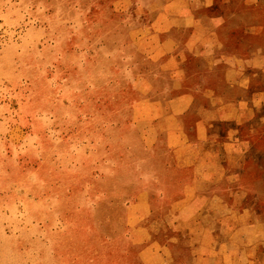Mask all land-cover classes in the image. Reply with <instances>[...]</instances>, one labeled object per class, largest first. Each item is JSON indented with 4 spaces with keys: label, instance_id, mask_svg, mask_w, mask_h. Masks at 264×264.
Instances as JSON below:
<instances>
[{
    "label": "rangeland",
    "instance_id": "374dc122",
    "mask_svg": "<svg viewBox=\"0 0 264 264\" xmlns=\"http://www.w3.org/2000/svg\"><path fill=\"white\" fill-rule=\"evenodd\" d=\"M206 1L0 0V264H140L135 200L182 195L162 186L185 176L172 167L196 151L224 156L222 142L196 139L200 120L225 107L194 92L197 74H219L223 97L230 65L260 69L188 47L209 31L196 21L223 15ZM254 132L240 172L264 216ZM242 249L231 255L260 262Z\"/></svg>",
    "mask_w": 264,
    "mask_h": 264
},
{
    "label": "crops",
    "instance_id": "0c3cea01",
    "mask_svg": "<svg viewBox=\"0 0 264 264\" xmlns=\"http://www.w3.org/2000/svg\"><path fill=\"white\" fill-rule=\"evenodd\" d=\"M202 4L223 15L196 21L208 24L209 31L188 47L199 55L210 48L218 50L220 59L229 62H260V69L230 65L222 74L225 91L230 94L223 97L216 95L221 89L211 79L219 74L212 70L197 74L194 92L204 93L211 109L218 101L225 107L200 120L196 139L204 146L222 142L224 156L219 157L217 150L196 151L192 162L172 167L174 173L185 176L162 186L181 189L182 195L165 193L159 202L146 195L135 200L132 217L141 223L135 221L131 236L142 242L135 248L140 264H264V216L247 204L249 186L240 172L246 153L243 145L254 137L259 125L260 142L264 140V0H207ZM247 14L256 16L250 20ZM174 114L177 117L178 113ZM217 122L228 123L224 134L213 131ZM246 125L251 135L245 132ZM202 126L206 127L204 135ZM182 236L190 238L188 244ZM242 248L260 251V262L231 255Z\"/></svg>",
    "mask_w": 264,
    "mask_h": 264
}]
</instances>
